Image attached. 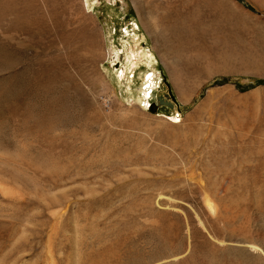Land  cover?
I'll return each mask as SVG.
<instances>
[{"label": "rangeland", "instance_id": "rangeland-1", "mask_svg": "<svg viewBox=\"0 0 264 264\" xmlns=\"http://www.w3.org/2000/svg\"><path fill=\"white\" fill-rule=\"evenodd\" d=\"M254 79L264 0H0V264H264Z\"/></svg>", "mask_w": 264, "mask_h": 264}, {"label": "water", "instance_id": "water-1", "mask_svg": "<svg viewBox=\"0 0 264 264\" xmlns=\"http://www.w3.org/2000/svg\"><path fill=\"white\" fill-rule=\"evenodd\" d=\"M165 97L166 96H164V95L158 96L157 103L150 104L149 109L151 111H153V110L157 111L158 108L161 106H167V107L173 109L174 105H178V103L176 102V98L174 96L171 97V100H166Z\"/></svg>", "mask_w": 264, "mask_h": 264}, {"label": "bare ground", "instance_id": "bare-ground-1", "mask_svg": "<svg viewBox=\"0 0 264 264\" xmlns=\"http://www.w3.org/2000/svg\"><path fill=\"white\" fill-rule=\"evenodd\" d=\"M154 76V75H153ZM0 169H3V170H6V171H9L11 173H15L16 176L18 173H16V169L14 167H11L10 165H6V164H3V163H0ZM12 175V174H11ZM18 177H20L18 175ZM22 177V176H21ZM214 204V203H213ZM216 206V205H215ZM215 206H213L212 204L209 205V209L211 210V212H215ZM217 209V207H216Z\"/></svg>", "mask_w": 264, "mask_h": 264}, {"label": "trees", "instance_id": "trees-1", "mask_svg": "<svg viewBox=\"0 0 264 264\" xmlns=\"http://www.w3.org/2000/svg\"><path fill=\"white\" fill-rule=\"evenodd\" d=\"M228 80H226V79H222V80H215V84H217V85H222V84H224V83H226ZM252 87H256V86H261V85H264V80H262V79H254V80H252ZM241 89V88H240Z\"/></svg>", "mask_w": 264, "mask_h": 264}, {"label": "flooded vegetation", "instance_id": "flooded-vegetation-1", "mask_svg": "<svg viewBox=\"0 0 264 264\" xmlns=\"http://www.w3.org/2000/svg\"><path fill=\"white\" fill-rule=\"evenodd\" d=\"M166 98V100H169L167 97H165ZM157 103V102H156ZM161 107H163V106H161ZM165 107H167V106H165ZM167 108H169V107H167Z\"/></svg>", "mask_w": 264, "mask_h": 264}]
</instances>
